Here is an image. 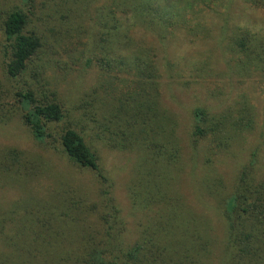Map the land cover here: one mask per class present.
I'll use <instances>...</instances> for the list:
<instances>
[{
	"label": "rangeland",
	"instance_id": "374dc122",
	"mask_svg": "<svg viewBox=\"0 0 264 264\" xmlns=\"http://www.w3.org/2000/svg\"><path fill=\"white\" fill-rule=\"evenodd\" d=\"M223 2L213 5L212 10L204 7L198 14L188 13L192 19L185 23L179 18L175 30L163 27L150 32L145 31L147 21L133 18L140 14L135 6H148V17L158 5L175 12L184 0H33L34 9L28 7L33 11L30 27L44 32L42 51L54 58L48 72L43 73V82L57 92L65 106L62 124L76 126L99 156L104 178L77 167L59 150L37 142L18 116L0 123V147H17L33 160L29 176L0 173V238L6 242V248L0 250L18 253L23 241L18 245L10 241L28 230H41L49 240L30 248L41 254L37 264H52V255L75 248V227L69 226L64 235L63 228L56 225L46 236L47 225L52 222L48 215L53 210L47 214L31 206L36 196L47 192L53 196L51 187L66 185L97 201L102 199L100 189H108L130 241L154 232L157 264H232L235 249L230 245L223 214L225 200L239 168L253 151H257V164L264 168V0ZM14 5L24 7L21 0H0V20ZM116 21L136 23L135 32L129 34L131 41L119 36L122 43L114 47L119 55L130 52L134 45L156 49L162 73L157 95L159 117L163 112L167 119L159 126L157 120L149 122L153 131L149 129L148 139L158 152L157 132H165L166 122L172 128L175 125V139L171 141L179 151L169 167L160 161L154 163L156 158L132 143L131 132L135 130L131 125L128 129L127 122L146 107L139 75H128L122 67L109 73L110 66L100 65L101 60L113 55L115 41L110 30ZM242 29L250 30L251 35L240 49L234 39ZM2 43L0 21V80L17 85L23 78L8 82L3 73ZM111 74L134 80L121 89L124 93L120 98L115 95L119 90ZM109 98L115 103L110 105ZM6 99L12 98L9 95ZM134 100L139 101L138 108L131 103ZM195 108L205 109L214 121L226 124L231 131L227 145L219 142L216 147L210 138L194 147ZM30 216L34 221H26ZM13 223L16 235L11 234Z\"/></svg>",
	"mask_w": 264,
	"mask_h": 264
},
{
	"label": "trees",
	"instance_id": "16d2710c",
	"mask_svg": "<svg viewBox=\"0 0 264 264\" xmlns=\"http://www.w3.org/2000/svg\"><path fill=\"white\" fill-rule=\"evenodd\" d=\"M32 2L33 0H21L24 7L12 6L3 13L0 20L3 35L1 45L3 73L8 82L23 78L17 85H10L0 80V123H7L18 116L37 142L44 147L59 150L77 167L92 170L102 179L104 177L100 173L99 156L76 126L62 124L66 116L65 106L57 92L46 88V84L43 82L46 79L43 73L48 72L51 67L53 53L51 54L52 58L44 56V51H42L44 32L30 27L32 23L30 14H33V11H30L28 7L34 9ZM218 2L222 5L225 3L223 0H184V5L176 9L175 12H170L158 5L154 15L150 16L148 13V17L145 14L148 6L138 4L135 9L140 14H134L133 18L148 22L145 31L151 32L163 27L166 29L171 27L175 30V24L179 18H182L185 23L192 19L188 13L198 14L204 7L214 8L212 6ZM252 3L255 4L254 1ZM260 3L263 2L260 1ZM115 23L116 25L114 24L110 30L115 41V44L111 46L113 55L108 57V60L106 59L107 62L101 60L100 65L110 66L112 70L109 73H116L122 67L125 73L128 72V75H139L138 81L143 87L145 97L143 106L145 103L146 107L144 109L141 106L142 112L135 113L130 119L132 121L127 122L126 120L128 129L131 125L135 130L131 132L132 143L138 145L153 159L156 158L157 161L154 163L160 161L163 162L161 165L169 167L168 165L174 164L179 151L175 142L171 141L175 139V125L172 128L170 123L166 122L168 126L165 132L164 129L162 132H157L156 141L161 145L158 152L152 147V141L148 139L149 129L150 133L153 131L149 122L157 120L156 126H159L161 122L165 121V118L167 119V115L163 112L159 117L157 95L160 93L159 79L162 77V73L155 57L156 49L134 45L130 48V52L119 55L118 49L114 47L116 44L120 47L122 37L131 41L129 34L135 32L136 23L126 24L118 21ZM249 32L250 30L247 29L238 30L234 43L240 45V49L245 48L243 40L249 38L251 35ZM112 62L116 64H111ZM180 71H184V69L181 68ZM117 76V74L110 75L114 80L115 89L119 90L115 91V95L120 98L124 93L121 89L126 88L134 80L132 77L123 76L120 78ZM9 95L11 100L6 99ZM112 101L114 102V99H110V105ZM131 103H135L138 108L139 101L134 100ZM131 103L127 102L128 107ZM193 118L192 142L194 147L202 145L210 138L216 142V147L219 146V142L227 143L226 140L230 138L231 131L227 129L223 121H214L203 108H195ZM234 123L240 125L239 122ZM57 125H60L58 129ZM233 129L232 127L231 130ZM170 144L172 145L171 149L168 147ZM32 161V158L24 150L14 146L0 147V173L10 172L15 176H29L32 173ZM51 189L50 193L53 196H48V192L42 197L36 196L33 198V205H31L38 209L41 208L40 210L47 214L53 210L48 215L52 222L47 225V229L45 228L48 231L45 232V235L52 233V229L56 225L63 228L65 235L68 233L67 228L71 226L76 228L77 242L72 250L68 249L58 252V255H56L57 253L54 254L55 256L52 255L50 259L53 260L50 263L157 264L154 257V249L157 247V244L153 242L156 239L153 236L154 232L151 235L143 233L130 241L127 237L125 223L119 214L120 209L114 204L108 189H100L99 198L102 197V199L100 198L98 201L87 199L72 186L64 185L60 188L51 187ZM223 209L230 233V245H233L235 249L230 257V262L232 264H264V168L257 164L256 150L251 153L249 160L239 168L234 186L225 200ZM29 220L34 221L31 216L26 221ZM15 224L13 223L11 230L13 231L12 235H16L14 233L16 231ZM157 230L160 232V229ZM56 235L58 234L56 233ZM62 239L64 236L60 240ZM159 240L158 236L157 241ZM20 241H23L24 245L21 246L18 253L0 250V264H25V262L26 264L32 262L37 264L41 254L39 251H37L38 254L31 252L30 248L42 241L49 242L41 230L38 232L37 230H28L23 236H13L10 242L18 245ZM4 245L6 242L0 238V248H6Z\"/></svg>",
	"mask_w": 264,
	"mask_h": 264
}]
</instances>
